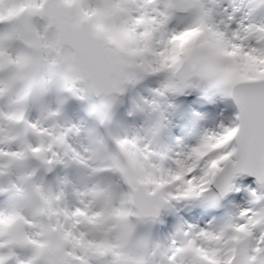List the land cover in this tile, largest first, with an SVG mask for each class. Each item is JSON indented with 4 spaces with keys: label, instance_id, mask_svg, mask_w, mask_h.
<instances>
[{
    "label": "clouds",
    "instance_id": "1",
    "mask_svg": "<svg viewBox=\"0 0 264 264\" xmlns=\"http://www.w3.org/2000/svg\"><path fill=\"white\" fill-rule=\"evenodd\" d=\"M208 2L211 6L206 8L203 0H141L136 10L144 19L143 28L131 25L121 4L111 0H100L92 17H84L75 0H44V12L50 19L36 14L30 4L16 5L14 0L0 3V13L5 16L0 24L16 25L14 31L0 33V100L6 101L8 107L7 113L0 112V158L4 161L0 164V181L11 170L38 162V167L22 176L19 187L10 183L0 186V194L11 193L12 197L11 207L0 213V254L10 262L16 259L18 250H23L29 264H201L187 249L177 251L175 260L169 262L165 255L169 247L138 234L139 225L158 220L161 210L173 200L169 193L174 183H169L166 158L157 143L159 121L144 129L148 138L145 145L139 136L131 139L112 136L115 151L104 139L88 133V160L82 164L88 183L78 199L90 218L65 217L63 190L44 187L33 177L38 169L51 171L53 163L67 166L76 161L68 151L67 140L51 135L67 129L61 130L56 123L59 111L52 115L43 105L50 89L58 93L79 90L98 98L99 105H94L93 111L101 124L110 122V111L125 93L130 79L146 74L166 75L159 96L166 92L180 93L203 82L224 93L223 82L228 77L220 68L230 58L222 55L220 38L213 28L228 26L222 20L220 25L213 26L212 13L217 0ZM10 7L24 10L9 20ZM161 12L166 24L178 12L186 14L190 18L186 27L189 30L167 45L162 54L154 56L152 21ZM34 18L46 20L42 30L33 25ZM253 33L264 37L255 28ZM146 58L158 61L159 70L146 71ZM79 85L84 87L78 89ZM32 102L41 105L37 124L44 132L33 129L26 119ZM157 108L152 106L153 111ZM9 115L18 118L9 119ZM32 138L38 142L37 146L47 143L54 151L33 152ZM125 140L129 142L121 143ZM13 145L18 146L17 151H5ZM48 157L53 158L52 164L46 163ZM221 174L217 171L210 176V182L214 183ZM208 192L183 198H201ZM234 216L230 215L218 228L223 227L226 236L240 237L232 245L234 249L246 248L250 245L249 237L225 227ZM66 225L69 231L75 229L84 234L82 248L65 232ZM96 244L109 250L100 254ZM73 254L83 259L78 261Z\"/></svg>",
    "mask_w": 264,
    "mask_h": 264
},
{
    "label": "snow or ice",
    "instance_id": "2",
    "mask_svg": "<svg viewBox=\"0 0 264 264\" xmlns=\"http://www.w3.org/2000/svg\"><path fill=\"white\" fill-rule=\"evenodd\" d=\"M111 2L121 4L122 11L128 15V22L131 25L144 27V19L136 10V5L141 0H111ZM0 3H3V0H0ZM14 3L16 5L30 4L36 14L50 19L44 12V0H14ZM75 3L79 5L80 12L84 17H92L98 11L100 0H75ZM23 10V7H10L8 9L9 20ZM133 13H137V15H133ZM163 15L162 12L158 13L152 21L154 56L162 54L167 50V45L181 39L189 30L184 28L179 32L167 35L166 38H162L158 42L155 41L154 34L162 33L166 26V22L162 19ZM228 19L231 20L232 17L230 16ZM4 20L5 16L0 13V22ZM254 28L264 33V27L245 25L243 22H241L240 28L234 32L228 31V27L220 30L213 28L214 34L220 38L222 55L230 58V62L221 65L220 68L228 77L223 82L225 85L224 94L235 100L239 111L231 126L221 125L219 131L206 134L198 146L191 148L175 161L176 170L168 171L169 183H174V186L179 185L176 193H169L173 199L187 197L193 193L207 192L213 184L220 187L221 192L225 193L232 187V177L240 172L255 176L258 185L264 190V37H256L253 33ZM139 34V32L136 33L137 36ZM253 40L255 46L251 43ZM157 63L158 61L146 58L145 70L158 71ZM57 114L56 112L52 113V115ZM8 118L18 117L9 115ZM30 126L44 132V129L40 128L38 124H30ZM71 132H79V129L69 128L59 135L55 133L51 135L55 139L66 141V137ZM128 142L125 140L121 143ZM66 146L74 160L80 164L87 163V156L77 153L68 143ZM45 150L54 151L51 145L36 146L32 149L35 153ZM9 155H15V153ZM161 155L163 156V154ZM56 156H59V153H56ZM53 162L52 157L46 159V163L52 164ZM217 171L222 172L221 176L214 183L210 182L209 177ZM252 197L251 206L241 210L225 226L231 228L234 233L247 235L250 239L248 247L234 249L232 245L238 242L240 237L238 235L226 236L223 227L190 228L188 232L183 233L179 245L174 240L169 246L165 252L167 260L174 261L177 251L187 249L199 258L201 264H264V192L258 194L253 191ZM212 199L216 198L212 197ZM62 214L65 217L85 216L90 218L84 207H77L73 211L64 209ZM65 232L75 240L76 246L81 248L84 246L83 233L75 229L69 231L67 225ZM209 242H214V244L210 245ZM95 248L100 254L109 250L100 244H96ZM73 255L78 261L83 259L79 254ZM14 262L15 264H29L28 259L19 257H16ZM0 264H12V262L8 260L7 256L0 254Z\"/></svg>",
    "mask_w": 264,
    "mask_h": 264
},
{
    "label": "rangeland",
    "instance_id": "3",
    "mask_svg": "<svg viewBox=\"0 0 264 264\" xmlns=\"http://www.w3.org/2000/svg\"><path fill=\"white\" fill-rule=\"evenodd\" d=\"M205 7L206 8L209 7L208 4ZM225 14H226V12H225ZM133 15H137V13H133ZM230 15H231V13L230 14L227 13L228 18L230 17ZM221 16H222V14L213 16L214 17L212 20L213 26L220 25ZM223 22H224V24L228 23V31L234 32V31L238 30V29L232 27V25L235 24V22L232 19L231 20L227 19L226 21H223ZM33 25L38 30H40L37 23H34ZM220 29H223V25H220ZM179 31H176V30L174 31V29L169 27L168 23H167L162 33L158 32V33L154 34V40L158 42L160 39L166 38L167 35H170L172 33L179 32ZM165 80H166V75L162 74V73L161 74H153V75L146 74L143 77H137V78H131L130 79L129 84H131L132 89H135L136 86L139 87L138 91H133L134 94H132V98L129 100L131 102V109L133 110V113H135L136 116H138L139 114H146L147 115L151 111L152 106L157 105L158 102L156 101V97L158 96V91L164 85ZM200 86L203 87L204 88L203 90H206L207 92H208V90H210V91H216V93H217V90L209 88V86L206 82L201 83ZM210 95H212V94H210ZM32 103H33V110H34L35 114L33 115L32 118H27V121L30 124H37V121L40 117L41 105L39 102H32ZM43 105L48 111L57 112L56 105L54 102V89L49 90L48 95L45 97V99L43 101ZM0 112L7 113L8 112L7 107L6 106H0ZM66 116L61 115L59 113V115L56 118V123H57L58 127L61 130L69 129V128L78 129L75 125H73L71 123V121ZM176 125H177V127H179L178 123H176ZM149 127H151V126L148 124L141 125L136 130H134L133 132L127 131L124 134H121L119 137L121 139H123V138L131 139V138H133V136H139L141 138L142 145H145L148 143H147V138L144 135V129L149 128ZM187 130H188V127H185V129L183 131V133H184V136H183L182 130H180L177 133H174L173 128H169L168 132L162 131V129H160L159 134L163 135L164 141H163V137L159 136V140L157 141V143L163 149L162 154L164 156H166V158H167V166H165L166 169L171 170V171L172 170L175 171L176 169L173 168V167H175V168L177 167V165L175 163V161L177 159L175 157H177L179 159V158H181L182 154L189 151L187 148H185L183 146V145H185L186 147L189 146L188 142L186 141V138H185V134H186ZM164 132L167 135L164 136ZM212 132H216L214 130V128H212L209 131V133H212ZM209 133H206V134H209ZM66 140H67L68 144L71 145V147L77 153H80V154L86 156V150H87L88 145L86 144V142H85V140L82 137L80 132H79V134H76V132L69 133L68 136L66 137ZM37 143L38 142L35 139L32 140L33 147H36ZM46 145H47V143H45V146ZM180 145L183 146V148H181ZM174 158H175V161H174ZM74 162H75V164L77 163V167L81 170L80 174H82V175L80 176V174H79V176H77L72 181L71 180L70 181L61 180L58 183L57 189H56L57 192L63 190L64 198H63L62 207L68 211H73L77 207H82V205L78 199V194L81 191H83L84 185L87 183V180H86L87 179V175H86L87 170L84 169L83 165L80 164L78 161H74ZM58 165H60V163H53L51 166H54L55 168H57ZM0 182H1L0 186L5 184V183H2V181H0ZM4 182H7V180L5 179ZM178 187H179V185L174 186L172 192L176 193ZM239 189H242L241 193L243 192V190H246L245 188H242L241 183H237V187L231 189V191H234V190L240 191ZM192 199H196L195 202H193V203H196L199 198H183V197H181L178 199H173L170 204L172 207H174L177 210V213H181V209L184 206V202L185 201L190 202ZM237 207H238V210H237V214H238L241 210L244 209V202H241V204H238ZM6 210H8V208H6V207L1 208L0 213L5 212ZM182 226H185L184 228H187V229L190 227L191 228L198 227L200 229H208V228L203 227V226H198L195 222H189V221L185 222V224L181 225L173 233L169 234L168 242L165 245L166 247H169L174 240L177 242V245H179V242L182 240L183 233H184L183 232L184 228L182 229ZM24 252L25 251H23V250H18L17 254L23 259V253Z\"/></svg>",
    "mask_w": 264,
    "mask_h": 264
},
{
    "label": "bare ground",
    "instance_id": "4",
    "mask_svg": "<svg viewBox=\"0 0 264 264\" xmlns=\"http://www.w3.org/2000/svg\"><path fill=\"white\" fill-rule=\"evenodd\" d=\"M204 2V1H203ZM205 4V3H204ZM245 5L242 3L241 4V6H240V8L242 9L243 7H244ZM220 8H223V7H220ZM214 16V14H212V20H213V17ZM227 16L226 15H224V17H223V21H226L227 20ZM241 22H243L245 25H246V23H245V18H243V15H241V18H237V20H236V29H239L240 28V24H241ZM227 25H228V23H227ZM129 90V87L127 88V90H126V92ZM126 96V95H125ZM65 115V114H64ZM192 136H194V137H192ZM190 137H192L190 140H189V146L188 147H186L185 145H183L185 148H187L188 150H190L191 148H193V147H196L197 146V140L195 141V139H196V135H194V134H190ZM190 137H188V138H190ZM198 137H200V135H198ZM183 146H181L180 145V147L181 148H183ZM176 159H178L177 157H175ZM175 158H174V161H175ZM174 169H176L175 167H173ZM72 169H73V164H72ZM173 171V170H172ZM1 183V182H0ZM3 183V182H2ZM236 184V181H234V183H233V185H235ZM78 191V190H77ZM79 192V191H78ZM191 228V227H190ZM190 228H184V233L185 232H188L189 231V229ZM196 229H200V228H198V227H195Z\"/></svg>",
    "mask_w": 264,
    "mask_h": 264
},
{
    "label": "water",
    "instance_id": "5",
    "mask_svg": "<svg viewBox=\"0 0 264 264\" xmlns=\"http://www.w3.org/2000/svg\"><path fill=\"white\" fill-rule=\"evenodd\" d=\"M235 101V100H234ZM241 174H244L245 172H240ZM237 175V174H236ZM236 175H234L233 177H232V179L236 176Z\"/></svg>",
    "mask_w": 264,
    "mask_h": 264
}]
</instances>
